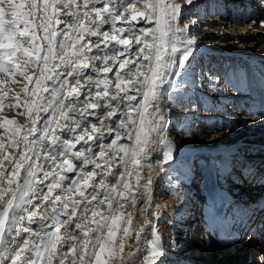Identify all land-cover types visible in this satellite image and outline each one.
<instances>
[{
  "label": "snow or ice",
  "instance_id": "obj_1",
  "mask_svg": "<svg viewBox=\"0 0 264 264\" xmlns=\"http://www.w3.org/2000/svg\"><path fill=\"white\" fill-rule=\"evenodd\" d=\"M186 2L191 4L193 0ZM179 9L176 0H0V73L5 74L12 83L17 82V75L27 82L23 92L30 100L25 99L23 104L31 119V126L23 134L22 126L13 120L5 119L0 123L5 134H8L7 144L0 139V168H3L5 160L11 164L10 169L0 171V204L3 205L0 208V264H5V261H10V264H53L57 259L58 264H115L116 261L124 264L125 247L132 237L133 224L131 213L126 214L124 210L125 204L136 203L135 189L139 188L141 182L142 159L147 157L152 134L161 129L154 101L158 100L159 88L168 80V73L174 69H184L192 56L191 47L183 50L180 47L181 37L178 33L184 29L176 25ZM62 15L70 16L72 21L62 20ZM140 20L145 24L154 23L155 26L136 28L133 22L139 23ZM118 22H123L127 27H117ZM261 23L264 25V21ZM61 24L66 26L65 29L59 30ZM104 25H111V34L101 31ZM125 33L128 35L125 36ZM86 37L100 39L92 41ZM113 42L122 45L123 50L113 49L109 55L108 46ZM186 43L191 45L194 41L188 39ZM134 45L139 46L135 52L132 51ZM94 49L96 54H92ZM178 52L181 55L177 62ZM94 61H99L102 67H97L92 63ZM109 61L118 62L120 70L127 69L123 75L121 71L115 72L116 91L111 95L109 89L113 83L107 78L100 80L85 75L89 69L94 73L112 72L116 65H110ZM142 61L148 63L144 65ZM142 67L146 71H141ZM29 68L33 69L32 74H29ZM81 78L85 83L81 82ZM7 82L0 81V85ZM48 82H51V88ZM101 84L103 90L93 95L92 87L99 89ZM27 85L34 86L29 88ZM81 89L87 90L84 102L79 100ZM129 92H136L140 96L135 106L131 103L128 105L136 113L137 119H133L130 112L125 113L133 125L126 135L128 139L134 138L135 147L119 144L122 137L115 132L111 142L107 146L97 145L100 151L94 153L90 142L99 140L104 131L110 135L114 132L110 125L104 124V118L111 120L118 115L122 103L137 100V96ZM6 98L7 92L0 90V109L21 103L17 96L14 102L5 105L2 101ZM100 101H105V104L101 105ZM101 107L108 110L99 121L101 127L92 124L91 132L86 128L81 129L80 121L69 115L76 111L83 116L89 109ZM49 111L50 119L45 122L40 136L30 140L29 137L38 131L36 125L41 119L40 113ZM118 126L128 129L129 123L120 121ZM77 129L84 134H78ZM57 130L74 135L62 139ZM41 139L47 142V146L41 145L38 149L37 144ZM80 142L89 146L82 151H73ZM8 148L17 149L16 155H10ZM120 153L123 156H119ZM70 156H75L82 165L94 164L96 169L109 176L114 175L112 166L119 157L125 172L120 175L119 183L111 188L106 186L103 179L98 184L94 182L98 175L96 171L86 173L82 184L72 181V186L64 188L62 182L67 177L62 173L77 171ZM97 157L101 162H96ZM41 158L51 163V170H45L40 163ZM167 158L172 159L170 149ZM129 164L132 171L128 170ZM22 170L23 178L20 175ZM40 173L42 178L39 177ZM134 174L135 186L125 179ZM45 181H50L46 185L47 194L39 188ZM150 185L149 179L143 185V195L147 196ZM121 187L124 191H120ZM87 188L93 189L89 195L82 190ZM97 188L106 193L102 200L98 199L100 192ZM57 189L66 194L63 201L60 194L52 196ZM71 192L78 193L80 199H73ZM50 197L51 216L34 220L37 213L29 210L28 206L33 209L39 207L34 205L35 198L48 204ZM57 201H60L59 207ZM93 201L98 205L106 204L109 215L89 208ZM114 201L119 207L114 208ZM69 204L72 205L70 211ZM62 212L68 217L65 221L59 219ZM89 212L91 220H85ZM48 220L51 224L47 223ZM33 223H38L42 231H33ZM89 224L96 227L90 228ZM51 226H55L54 231L44 230ZM63 226H74L82 238L74 232L62 235ZM9 236L12 239L6 242ZM157 240L158 235L150 241L145 264H157L163 255ZM58 245H67L69 251L63 252Z\"/></svg>",
  "mask_w": 264,
  "mask_h": 264
},
{
  "label": "rangeland",
  "instance_id": "obj_2",
  "mask_svg": "<svg viewBox=\"0 0 264 264\" xmlns=\"http://www.w3.org/2000/svg\"><path fill=\"white\" fill-rule=\"evenodd\" d=\"M231 3H235L236 6H232ZM201 8L202 14H200L199 11L194 10V7H189L187 11L182 10V20L187 23V26L191 25V28H189V35L201 37L203 40L199 41V43H205L208 49H215L219 47L218 45L220 44L219 41L213 37L214 35L218 36L221 32H223L222 35H226V33L232 34V32H230H234V29L232 30V28L245 23L248 26V30L242 32V35L245 37L242 46L245 48L246 52H244L245 54L243 55V58L248 61L251 59L250 57H247L248 55L251 57L257 56L256 61L259 63L260 68L264 70V25L261 23L264 21V0H215L212 3L208 2L202 4ZM223 11L227 12L228 17L223 13ZM220 13H222V15H220ZM248 13H250L249 16H247ZM231 19H239V21H230ZM209 36L211 37L209 38ZM203 37H205V39ZM226 42H222L221 44L229 45L231 43V41ZM237 48L238 45L231 48V55L229 53L225 54V51H220L217 58L214 57L213 50L210 51L211 54H208L207 52V54L199 55L197 57H195L193 54L186 63L187 66L181 70L183 75L178 77V74H176L174 80L177 79V83L182 88L188 90L194 89L197 93H199V95L201 94V102H199V106L197 107L199 110L198 112L191 111L193 105L191 104V97L189 95H185L184 98L179 99L178 92L170 93L169 112H171V114H173V116L176 118L168 120V124L159 123L162 129L160 130L164 132L167 131L165 132L167 135L163 132L164 134L161 133V136L159 134V130V132H157L159 136L157 135V137L163 138L165 136V141L171 142L169 145L172 147L168 148L171 150L173 156L172 159H168L167 153L169 150H162L163 158L160 156L162 159L153 162V164H151L152 166L150 165L147 172L144 173V177L147 179L150 178V180H152V178L156 179L154 177L156 175L157 178H159L160 181L165 184L166 189L175 198L185 195H193L198 202H202L200 200V197H202L204 192L201 190L202 187L207 186L213 188L214 182L218 181L219 179L217 170H215L213 174H210L211 167L209 166L213 165L215 167L218 163L217 161L220 158L218 157L217 160H214L209 158L208 153H206L207 156H205L204 150H200L203 146V143L198 141L200 140L199 137L203 135L199 129H202L203 125L205 126L203 121L207 119V122H209V130L212 134H214L213 136L217 135L213 142L207 138L208 135L206 134L205 137L202 138V141L206 140L207 142L210 140L207 145L213 146V149H220L224 146H235L234 151H232L231 155L225 158V160L228 162V167L230 170L229 175H233L236 178L237 182H235V184L238 183V186L242 189L241 192L238 190L236 193L238 195L242 194V199L239 198V200H235L236 204L235 201H233L234 208L233 206L232 208L228 207V205L226 206L227 213L225 214L224 219L228 218L230 212L231 214L234 213L231 217V220H233V223H239L240 225L235 226V229H225V225L222 226V224L218 225V223L212 222V219H210L212 216H206V209H208L209 203L205 202L203 203V207L199 210V220L203 219L206 221L207 217L208 219L206 222L209 220L208 224L210 225L206 228L205 224H196L193 226L194 231H198L199 228V232L195 231L193 235L195 236L194 238L197 237L196 243L199 246H202L201 241H204L202 240V235L203 233L206 234V237H209L208 239L211 241L213 240L215 248L222 251L221 256L225 257L227 262L219 259H212L211 262H205L204 258H195V260L181 259L179 262L175 261L174 264H181L183 261H187L185 264H250L246 259L248 254H251L254 257L253 264H261L259 261V254L264 252V247L258 246V240L255 238L258 236L260 237V240H262L261 238L264 237V232L263 230L258 229L260 226L258 225V222H256L257 219H255V217L254 219L250 218L252 215H257L258 218L259 209L255 208L251 213H249L250 215L246 214L245 212L241 213V211L238 213L236 212L240 207V202L244 201L243 197L247 198L244 201L245 205H247V200H251L258 191L264 190V186H261L256 187L253 191V194H249L247 192L248 189L246 191V184H249L251 178L253 180L260 175L264 176V171L258 167L261 163L257 164V161L252 163L255 158H252L251 155H249L251 161L248 159V150H250V154L253 153L254 149L260 150L261 148L264 150V119L254 121L252 119L253 114L249 116L240 111L241 109H239V111L237 110L238 105L242 104L243 102H241L240 99H236L234 97L241 98L251 95L242 94L241 92H249L250 88L255 87V93H252V95L255 96H253V99L255 98L254 100H257L260 94V92H256L257 87L254 85L252 86L250 82V80L253 79V75L248 74V72L252 71V68L249 66L252 64L251 61H249L250 64L248 63L247 66L239 67V69L235 68L238 66V64H240V62H242L239 56L242 54V52H240V49ZM258 58L260 59L258 60ZM233 59V66L231 67L230 60ZM235 62H238V64ZM245 62L246 61H243L242 65H244ZM236 69L237 71H235ZM233 70L236 72L235 74H233ZM32 71L33 69L29 68V74H32ZM223 75L225 82L223 81ZM4 80H7L8 82L6 84L0 85V90L7 92V98L2 101L3 104L9 105V102H14L17 96H19L21 103L19 105L13 103L11 106L0 109V123H3L5 119L13 120L17 125L22 126L23 132L29 120L23 104L25 99L30 100V98L26 97L25 93L23 92V87L27 84V82L24 81L23 77L17 75V82L12 83L10 79L5 76V74L0 73V81ZM220 85L223 87V90H218V86ZM27 86L32 88L34 85ZM206 95L209 97V100L205 99ZM204 99L205 101H203ZM247 104L248 103H245L246 106H248ZM241 106L245 107L243 105ZM244 110H246V113L248 112L247 109ZM169 132H173V134L169 135ZM7 135L8 134H5L4 129L0 127V139H3L5 144L8 142ZM157 144L158 143H156V145ZM158 148L160 147L155 146L154 149H150V151L152 150L151 152L156 153ZM263 150L262 152L258 151L259 153L255 152L254 157L264 159ZM8 153L10 155H15L16 149L8 148ZM174 156L177 158H173ZM244 156L248 161L243 162ZM165 159H167L166 162H164ZM9 165L10 162L5 160L4 166L3 168H0V171L8 169ZM150 167H153L155 170H152L153 168L149 169ZM220 167L226 168L225 166ZM156 169H158V171ZM257 170L258 172H256ZM124 172L125 170L123 169L122 173ZM152 172L154 175H151ZM182 187H194V190H189V192L186 191L185 193L184 188ZM122 190L124 189L122 188ZM249 191L252 192V189L250 190L249 188ZM130 206L134 207L132 204H130ZM236 216L237 218L234 219ZM169 223L171 227H168ZM244 223L245 225L243 227L241 224ZM152 226L154 227L156 234L159 235L158 237L162 238L161 245L163 246L164 252L165 249H167V252H169V254L165 256L163 255L162 258H164V260L162 264H167V257L172 258L174 255H178L169 248L174 247L177 251H180V249L185 248L188 246V244H195V241L191 242V238L188 236L184 237V235L179 236V240L181 242L170 240L168 235H170V233L172 234L174 229H176L178 226L177 221H171L170 219L168 220V218L158 217ZM242 234H246L248 236L250 241L248 248H246L247 241H244L243 244L238 243L237 241V238L241 237ZM165 239H167L169 242V248L166 245ZM227 239L230 240L228 241ZM258 252L260 253L258 254ZM243 257L244 259H242ZM168 264L172 263L168 262ZM262 264H264V262Z\"/></svg>",
  "mask_w": 264,
  "mask_h": 264
},
{
  "label": "bare ground",
  "instance_id": "obj_3",
  "mask_svg": "<svg viewBox=\"0 0 264 264\" xmlns=\"http://www.w3.org/2000/svg\"><path fill=\"white\" fill-rule=\"evenodd\" d=\"M213 1H215V0H193V2L191 4H188L186 2V0H176V3L180 5L179 14H178V17L176 20V25L179 28L184 29V31L182 33H178V35L181 37V43H180L181 50H183V48H185V47H191L192 48V55L194 54L195 57H197L199 55L207 54V52L209 54L210 51L213 50L214 57L217 58L219 56L218 54L220 53V51H225L224 52L225 54L226 53L230 54L231 48L238 45L237 49H240V52H242V54L239 55L240 60L242 62L247 61L245 58H243L244 57L243 55L246 52H245V48L242 46L243 40L245 38L242 35V32L248 30V26L245 23L240 25V26L232 28V30L234 29V32L230 31V32H232V34L226 33V35H224V34L222 35L223 32H221L218 36L214 35L213 37L216 38V40H218L219 44H220V45H218L219 47H217L215 49H208L206 47L205 43H199V41L203 40V39H201V37L191 36L188 34L189 28H191V25L187 26V23H185V21L182 20V14H183L182 10L187 11V9L189 7H194V10H197L200 12V14H202L201 5L204 3H208V2L212 3ZM231 5L236 6L235 3H231ZM100 6L101 5H97V7H100ZM223 13L228 17L227 12L223 11ZM220 15H222V13H220ZM61 19L69 21V22L72 21V18L70 16H63L62 15ZM230 21H239V19H231ZM134 25L136 28H140V27L148 28V27H154L155 26L154 23L153 24H145L143 20H140V22L138 24L134 23ZM116 26L117 27H127V25L123 24V22H118ZM65 27L66 26L64 24H61L59 26V30H63V29H65ZM101 31H108L109 34H111V25H104L102 27ZM124 35L127 36L128 33H125ZM210 37L211 36H209V38ZM203 38L205 39V37H203ZM86 39L96 41L100 38L99 37H86ZM188 39L193 40L194 43H192L191 45H188L186 43V41ZM226 41H231V43L229 45L221 44L222 42H226ZM102 47H104V45H102ZM137 47H139V46L134 45L132 47V51L135 52ZM113 49L123 50V46L117 45L113 42L111 45L108 46V54L109 55L112 54ZM92 54H96L95 49L93 50ZM180 55H181V53H179V52L176 54L177 62L180 59ZM191 57L192 56H190L189 59ZM247 57L251 58L249 61H252L254 69L257 70V71H255V73L253 75V79L250 80L252 86L254 85L253 82L259 83V85L264 84V70L262 68H260L259 63H257V61H256L257 56L251 57L250 55H248ZM121 59H123V57H121ZM259 59L260 58H258V60ZM92 63H95L97 65V67H102V65L100 64L99 61H94ZM147 63H148L147 61H142V64H144V65H146ZM109 64L110 65H116L113 67V71L110 73H94L91 71V69H89L85 73V75H92L95 79H100V80L107 78L110 82L113 83V87L111 89H109L110 95H111L112 93H114L116 91L114 88V83L116 81L115 72L121 71V74L123 75V73L125 71H127V69L120 70L118 68V62L109 61ZM186 66H187V64L185 65V67ZM131 67L135 68L136 65H131ZM141 71H146V68L142 67ZM176 74H178L177 75L178 77H181L183 75L181 73V70H177V69H174L173 71L169 72L168 73V80L163 85H161L159 88L158 100L154 101V107L158 109L157 115L159 117L158 122L160 124H168V120L176 118L175 116H173V114H171V112H169V105H170L169 100H170V93L171 92L172 93L178 92L179 93V99L184 98L185 95H189L191 97V104L193 105L191 108V111L198 112V110H199L197 107L199 106V102H201V94L199 95V93H197L196 90H194V89L188 90V89L182 88L177 83V81H176L177 79L174 80L176 77ZM259 74H261L262 77H260V76L258 77ZM81 82L85 83V81L82 78H81ZM48 86H49V88L52 87L51 82H48ZM98 90H103L102 84H101L99 89H97L95 86L92 87L93 95ZM218 90H223V87L221 85L218 86ZM129 94L136 95L137 100L132 101V102L125 101L124 103H122L120 105V111H119L118 115L116 117L112 118L111 120L104 118V115H105L106 111L108 110L106 107H101L98 109H89V111L87 113H85L83 116H80V114L76 111L69 114L71 116H74L78 121H80L81 129L86 128L88 130V132H91V125L92 124H96L97 127H101L100 122H99L101 118H104V124L110 125L111 128L114 129V132L111 135L107 131H104L103 136L99 140H97L95 143L90 142L94 153H99V151H100V148L97 145L102 144V145L107 146L111 142V140L114 138L115 132H119L121 134L122 139L118 141L119 144H122L126 147H129V148L135 147L134 138L128 139L127 135H126V133L132 129L133 125L130 124L129 117L127 115H125V113L130 112L131 117L133 119H137L136 113L132 112L131 109H129L128 105H129V103H131L133 106H135L140 101V96L136 92H129ZM204 94H202V95H204ZM44 95L47 96V93H45ZM121 95H123V94H121ZM86 96H87V90L81 89V94H80L79 100L81 102H84L86 99ZM205 99L209 100V97L206 95ZM205 99L203 101H205ZM262 100H263L262 102H264V97ZM68 102H70V101H66V103H68ZM99 103L101 105H104L105 101H100ZM113 104H115V102H113ZM212 105H213V103H212ZM149 110L152 111L151 108ZM40 117H41V119L37 122V125H36L38 131L34 136L29 137L30 140H36V138L38 136H40V131L45 127V122L50 119V111L48 113L41 112ZM33 118H35V114H33ZM120 121H124L126 123H129L128 129L120 128L118 126ZM61 123L63 124V121ZM203 124H205V126L203 125V128L199 129V131H201L202 135H203V136L199 137L200 140L198 141L200 143H203V146L201 147L200 150H204L205 156H207L206 153H208L209 158H212L214 160H217V158L220 157L219 160L217 161L218 163L215 167L213 165L209 166V167H211L210 168V174L211 173L213 174L214 171L217 170V172L219 174L218 181L214 182L213 188L207 187V186L202 187L201 190H204L202 197H200V200L202 202H198L197 199L195 198V196H193V195L188 196V195L184 194L185 196L175 198L166 189L165 184L162 181H160V179L157 178L156 175L154 176L156 179L152 178V180H151V185H150V189L148 191L147 196L143 195V193H144L143 185L146 184L147 181L150 179V178L149 179L145 178L144 173L147 172L148 167L151 164H153V162H156L157 160L159 161L160 159L163 158L162 157L163 156L162 150L168 151L169 150L168 147H172L169 145V144H171L170 141L167 143L164 142L165 136L163 138H161V137L158 138L157 132L153 133L152 134L151 147L147 150V157L142 159V167L140 169L141 182H140L139 188L135 189L136 203L134 204V207L130 206V203L125 204L124 210H125L126 214L131 213V215L133 217V224H132V229H131L132 237L127 241L126 247H125L124 264H145L146 257L149 255V252L147 250L149 247V243L151 240H153L157 236V234L154 230V227L152 225L155 222V220H157L158 217L159 218H161V217L168 218V220L170 219L171 221H177L178 226L176 227V229H174L172 234L170 233V235H168L170 240L181 242L179 240V236L184 235V237L185 236L190 237L191 242L195 241V244H193V245L188 244V246H186L185 248H182V249H180V251H177L174 247L169 248V246H170L169 242L167 239H165L167 247L170 250H172L173 252L178 254L177 256L174 255L172 258L167 257V261H166L167 264H168V262L174 264L175 261L179 262V260H181V259L195 260V258H204L205 262L206 261L211 262L212 259H219V260H222L224 262H227L226 258L221 256L222 251L217 250V248H215L213 240L211 241L210 239H208L209 237L207 238L206 234L203 233V235H202V240H204V241H201L202 246H199L196 243L197 237L194 238L195 236H193L195 231L199 232V228H198V231L197 230L194 231V229H193L194 225L205 224V228L210 225V224H208L209 220H208V222H206L208 219L207 217H206V221L203 219L199 220V217H200L199 216V214H200L199 210L203 207V203H205V202L209 203L208 209H206V211H207L206 216H208V217L212 216V218H210V219H212L211 220L212 222H216V223H218V225L222 224V226L225 225V227H224L225 229H230L232 227V224H234L233 220H231V217L234 213L231 214V212H230L228 215V218L224 219V216L227 213L226 212V206L228 205V207L232 208V206L234 205L233 201L239 200V199H234L233 196H235V195H236V197L242 199V194H240V195L236 194L238 192V190H239V192H241L242 189L238 186V184H235V182H237L236 178L233 175H231V176L229 175L230 170L228 167V162H227V160H225V158H227L229 155H231V152L234 151L235 146H233V145L230 147L224 146L223 148H220V149H213V146L207 145V143L210 140H212L214 142V138L217 135L213 136L214 134H212L211 131L209 130V128H208L209 122H207V119L203 121ZM30 126H31V119L29 118V120L25 126V129L27 127H30ZM193 127H195V126H193ZM81 129L76 130L78 134H84V133H81ZM24 130H23V132H24ZM161 130H160V132L158 131L160 135H161V133L164 134L165 132H167V131L164 132ZM57 131H58V134L61 135L62 139L70 138L72 135H74V134H70L66 131L63 133H60L59 130H57ZM23 132H22V134H23ZM165 134L167 135V133H165ZM170 134L172 135L173 132H169V135ZM206 134L208 135L207 138L210 139L207 142H206V140L202 141V138H204ZM156 143H158V144L156 145ZM41 145L47 146V142L43 141L41 139L40 141H38L37 148L39 149V147ZM88 146L89 145H85L83 142H80L79 144L76 145V148L73 151H82V150H85ZM155 146H158L160 148H158L156 153L151 152L152 150L150 151V149H154ZM16 153H17V149H16ZM111 154H112L111 151H109V155H111ZM119 156H123V153H120ZM70 158L73 160L74 164L76 165L77 171L73 172L72 177L67 176L66 173H62L67 177V179L62 182V185L64 188H69L70 186H72L71 185L72 181H79L82 184L83 183L82 178L86 175V173H88L90 171H96L98 173V175L95 177V180H94L95 183L98 184V182L103 179L106 186L108 188H111L113 186H116L119 183V177L121 174H123L122 171H123L124 167H123V165L120 164L119 157H117L116 161L113 163V166H112V172L114 173V175H110V176L103 173L101 169H96L94 164H92V163H89L88 165H82V162L80 160H77L75 158V156H70ZM173 158H177V157L174 156ZM166 161H167V159H165L164 162H166ZM96 162H101L98 157L96 158ZM40 163L42 165H44L45 170H51V163L50 162L46 163L43 160V158H41ZM5 166H7V165H5ZM154 166H155V164H154ZM220 166H225L226 168H223ZM10 167H11V164L8 166V169H10ZM81 168L83 169L82 171L79 170ZM152 168L153 167H150L149 169H152ZM128 170L132 171L130 164H129ZM152 170H155V169L153 168ZM152 170H150V171H152ZM156 170L158 171V169H156ZM20 175H21V178L24 177L23 170L21 171ZM151 175H154L153 172ZM39 177L42 178V173L39 174ZM217 178H218V176H217ZM125 179H128L129 182H131L135 186V183H136L135 174L130 178L125 177ZM145 179H147V180H145ZM21 182H22V179H21ZM49 182L50 181H45L44 183L39 185V188L43 189L45 194H47L46 185ZM182 188H184L185 193H186V191L189 192V190L190 191L194 190V187H182ZM82 190H84L86 192V195L91 194L93 191L92 188H87V189H82ZM97 191L100 192L98 199L102 200L104 195L106 194L105 191L100 190L99 188H97ZM120 191H124V190H122V187L120 188ZM234 192H235V195H232V194H234ZM55 194H60L62 201L66 197V194L64 192H62L60 189L54 190L52 196H54ZM70 195L72 196L73 199H76V200L80 199L78 193L71 192ZM179 196H180V194H179ZM250 197H252V196H250ZM51 198L52 197H50L48 204L42 202V200L40 198H35L34 199V205H39V207L33 209L32 206H28L29 210H35L37 213L36 216L33 217L34 220H39V218L41 216H45V217L51 216L52 209L49 206ZM263 198H264V190L258 191L253 196V198L251 199L252 201L247 200L248 201L247 205H245V202H244L247 198L243 197L244 201L240 202V204H239L240 207L236 212L238 213L241 211V213L245 212L246 214H249L255 208L259 209V207H258L259 205L257 203ZM5 199H7V197H5ZM219 201H221V202H219ZM59 204H60V201H57V207H59ZM2 207H3V205L0 204V208H2ZM71 207H72V205L69 204V211L71 210ZM83 207H84V205L82 204L81 208H83ZM88 207L101 210V211H103L104 215H106V216L109 215L106 204H99L98 205L95 201H93V203L91 205H88ZM117 207H119V204H117L114 201V208H117ZM254 214H255V212H254ZM78 216H79V210H78ZM254 217H255V219H257L256 222H258V225L260 226V227H258V229L263 230V232H264V228H262V225H264V220L262 219V217L260 215L258 216V218H257V215L256 216L255 215L250 216L251 219H254ZM67 218H68L67 215H65L63 212L61 213V215L59 217L60 221H65V220H67ZM204 218H205V216H204ZM236 218H237V216L234 219H236ZM97 219H99V217H97ZM85 220H91V213L90 212H89L88 216L85 217ZM77 222H79V221L77 220ZM47 223L51 224V221L48 220ZM88 226L90 228L96 227L95 224H89ZM169 226H170V223H169L168 227ZM122 227H123V225H122ZM219 227H218V229H219ZM31 228L33 231H37V232L42 231L40 229L38 223H33L31 225ZM54 229H55V226H51V227L44 229V230L45 231H54ZM68 232H74L79 238H82L80 236L79 230L75 229L74 226H72V227H67V226L61 227V234L62 235L66 236L68 234ZM25 235H27V234H25ZM13 236H14V232H13ZM11 239H12L11 236L6 237V242H7V240H11ZM213 239H214V237H213ZM261 239L264 241V237ZM30 243H31V241H30ZM157 243L163 249V246L161 245L162 238L158 237ZM58 247H62L63 252L69 251V248L67 245H62V246L58 245ZM258 250H260V249H258ZM261 251H262V249H261ZM129 253H131V255H129ZM163 253H164L163 254L164 256L169 254V252H167V249H165V252L163 249ZM163 255H161V257L157 261V264H162V262L164 260V258H162ZM185 257H187V258H185ZM186 262L187 261H183L181 264H185ZM190 262H193V261H190ZM5 264H10V261H5ZM53 264H58V259H57V261H54ZM115 264H120V262L116 261ZM191 264H193V263H191Z\"/></svg>",
  "mask_w": 264,
  "mask_h": 264
},
{
  "label": "water",
  "instance_id": "obj_4",
  "mask_svg": "<svg viewBox=\"0 0 264 264\" xmlns=\"http://www.w3.org/2000/svg\"><path fill=\"white\" fill-rule=\"evenodd\" d=\"M133 23H135V22H133ZM135 24H138V23H135ZM73 172H74V171H73ZM73 172H66V174H67V176L72 177V176H73Z\"/></svg>",
  "mask_w": 264,
  "mask_h": 264
}]
</instances>
